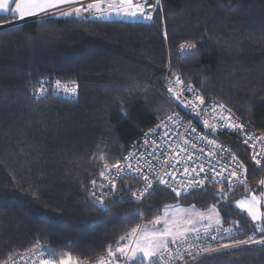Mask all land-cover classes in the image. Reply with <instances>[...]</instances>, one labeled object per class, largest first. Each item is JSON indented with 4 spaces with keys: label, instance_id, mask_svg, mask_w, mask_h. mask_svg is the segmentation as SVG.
Wrapping results in <instances>:
<instances>
[{
    "label": "trees",
    "instance_id": "trees-1",
    "mask_svg": "<svg viewBox=\"0 0 264 264\" xmlns=\"http://www.w3.org/2000/svg\"><path fill=\"white\" fill-rule=\"evenodd\" d=\"M158 12L163 23L56 15L0 29V260L37 240L85 260L106 256L108 245L115 249L121 235L170 203L216 205L223 225L241 221V231L253 232L234 204L260 190L263 168L235 137L228 140L247 168L250 192L224 187L227 199L218 203L220 186L180 196L158 187L137 201L122 189L134 191L139 182L125 176L106 198L107 210L91 198L89 182L102 168L98 155L121 160L169 112L173 73L264 133V0H161ZM185 41L196 43L195 55L179 52ZM56 79L69 87L77 81L78 95L31 94L37 80ZM201 264H264V253L229 249Z\"/></svg>",
    "mask_w": 264,
    "mask_h": 264
},
{
    "label": "snow or ice",
    "instance_id": "snow-or-ice-1",
    "mask_svg": "<svg viewBox=\"0 0 264 264\" xmlns=\"http://www.w3.org/2000/svg\"><path fill=\"white\" fill-rule=\"evenodd\" d=\"M61 6L67 8V10L60 12L62 16H76L86 19L89 16L102 18L116 15L131 20L146 21L150 24H155L157 20H160L161 23L164 22L158 12V9L161 8V0H88V2L86 0H0V27L16 20H23L25 17L48 15L49 10L59 9ZM163 35L167 40V31ZM179 49L182 54L195 55L197 45L195 42L185 41L179 45ZM169 71L171 70L169 69ZM172 75L174 79L169 78L167 81L169 85L167 92L175 100L193 111H196L200 105L205 104L204 96L197 94L191 83L185 85L181 76L174 73ZM45 83L48 84V87L44 86ZM70 83L71 87L66 83L62 84L60 79L48 82L37 80L36 84L39 87H34L31 94L40 100L52 97L59 92H63L65 95H78V82L73 80ZM184 92L193 93V99H182ZM217 106L221 109V112L217 114L221 123H210L208 119H205L203 124L210 129V132L200 135L198 139L206 141L208 145L212 146L208 152L209 157H214L216 152H223L231 156V161L236 167L229 172L228 177L223 176V172L226 170L224 168L217 171L209 165L206 170L203 163L189 167V162L193 160L192 155L189 154L182 157L186 165L183 168L185 180L180 182L183 187L177 188L170 183V181L176 182V176L168 171L169 168H175L180 163L173 156L160 161L157 165L146 158H144L142 164L141 158L144 157V153H140L139 157L129 153V156L124 158V163L120 160L109 163L107 156L101 153L98 155L99 161L102 162V168L99 171V177L102 181L100 183L101 189L106 184L109 187V193L107 194L110 195L117 189V178L131 175L134 180L143 182L144 187L133 191L131 185L125 184L122 190L130 192L131 196L137 201L142 200L146 195H151L155 183L171 187L177 196H180L182 192L188 193L190 190H203L206 183L219 184L220 188L215 193L218 203L227 199L228 192L224 189L225 183L228 184L229 191L232 190L234 182H236L243 185L246 192H250L247 188L246 177L241 178L244 173H247L245 164L229 148L217 143L215 139H210L209 136L216 133L218 128L226 127L237 134H243L245 136L243 143L247 145L253 139L264 141V135L254 136L246 133L245 129L251 126V121L247 123L238 122L232 114L231 108H226L224 104ZM217 106H214V112ZM121 111H123V105H121ZM225 112L228 113L227 116L224 115ZM197 115H199V112H197ZM191 131L194 133L196 129L192 128ZM145 135L147 136L148 133H145ZM189 142L187 139L183 141L184 144ZM145 143H147V140ZM192 147H197L195 142L192 143ZM176 148L178 150L175 152V156L187 152V149L181 145H177ZM200 151L203 152L204 150L200 149ZM150 155L155 156V152ZM251 158L257 167L264 168V149L261 150L260 154L254 153ZM133 159L136 160L135 165L131 162ZM145 168L147 171H145ZM218 177L219 179H217ZM89 183L95 189L98 180L92 179ZM259 184L264 186V179L259 180ZM90 195L102 210L108 209L109 205L105 203V193L103 191L100 195H97L96 191L93 190ZM260 197L261 199H258L257 195L252 193L250 198L238 199L234 204L237 209L250 218L253 229L251 234L240 230L241 221H233L229 227H223V219L220 215L223 209L217 208L216 205H212L205 211H195L193 205L191 209H180V213L184 214L175 216L169 215V209L172 206H167L163 215H157L150 221L152 224L151 230L148 229L147 225L138 224L132 227L130 231L119 237L115 249L112 245H108L107 255L100 256L95 264H117V253L123 258L124 264H146V262L147 264H157V261H162L163 264H172L173 261L178 262V264L179 262L189 264L187 257L191 258V264H201V258L229 249L258 250L264 253V209L261 207L264 192L260 194ZM157 225H162V227L158 228ZM201 233L204 237L202 246L197 243L202 241ZM256 233H259V235ZM192 234L195 235L192 236ZM222 234H227L228 239L226 242L225 236ZM190 236L192 237L191 240ZM237 236H243L244 238L237 239ZM218 237L219 239H217ZM123 241L128 242L121 243ZM207 241H215V244ZM170 245H175V251ZM254 245L259 247L253 249L252 246ZM182 248L184 249L183 252L181 251ZM57 255H59V259L55 258ZM37 260L38 264H89L88 260L74 257L70 252L57 253L50 246L41 245L39 240L32 247L25 249L23 253L15 251L9 253L6 259L0 260V264H21V262L22 264H29L30 261L31 264H37Z\"/></svg>",
    "mask_w": 264,
    "mask_h": 264
},
{
    "label": "built area",
    "instance_id": "built-area-1",
    "mask_svg": "<svg viewBox=\"0 0 264 264\" xmlns=\"http://www.w3.org/2000/svg\"><path fill=\"white\" fill-rule=\"evenodd\" d=\"M86 2H88V0H86ZM64 10H67L66 6H61L59 9L49 10L48 15L41 14V15H37V16H31V17L26 18L25 20L45 19L48 17L60 15V12L64 11ZM106 17L107 16L102 17V18L89 16L86 19L81 18V17H78V18L83 19V20H94V19L105 20V19H107ZM140 21H142V20H140ZM142 22H146V21H142ZM147 23H149V22H147ZM179 52H180V49H179ZM172 79H174V78H172ZM186 84H188V83L185 82V85ZM168 86L169 85L167 83V88H168ZM177 87H180V86H177ZM194 89L196 90L197 94L201 95V93L198 89H196L195 87H194ZM165 96L171 105L169 112L166 115H164L163 117H161L160 119H158L154 124L147 127L146 129H144L142 131V133L139 135V137L129 145L128 149L125 151V153L123 155V158L120 161L122 163H124L125 162L124 158L128 157L129 153H133L137 157H139L140 153H144V157L141 158L142 164H143L144 158H146L149 161H152V162L156 163L157 165H159L160 161L168 158L169 156H173L174 159L179 160L180 163L177 164L175 168H169L168 171L172 172L176 176V182L170 181V183L177 188H182L183 185L180 182L185 180V176L183 174V168L186 165H185V162L182 159V157H186L189 154H191L193 157V160L191 162H189V165H188L189 167L203 163L205 165L206 170L209 167V165L214 167L217 171H219L221 168H224L226 170L223 172V176L228 177L229 172L234 167H236V165L234 163H232V161H231V156L226 154V153H223V152H216L214 157H209L208 152L212 146L208 145L206 143V141L199 140L198 137L200 135L208 134L210 132V129L206 128L203 124V121L205 119H208L210 123H217V124L221 123L219 121V118L217 115L218 113L221 112V109L217 105L224 104L226 108H229V107L223 102L211 99L208 101L205 100L204 105H200L196 111H193L190 108L184 107L183 104H181L177 100H175L171 96V94L167 92V89H166ZM182 99L192 100L193 99V93L184 92L182 95ZM214 106H217V107H215V112L213 111ZM197 112H199V115H197ZM232 114L238 120V122H241V123H247L248 122V121L242 119L233 110H232ZM224 115L227 116L228 113L225 112ZM170 117H171V119H169ZM192 128H195L196 132L193 133L191 131ZM245 132L249 133V134H253L254 136L264 135V133L258 132L252 123H251L250 127H247L245 129ZM145 133H148V135L146 136ZM228 137H232V138L235 137L237 140H239L242 143V145H244L248 149L249 156H250L252 163H254V161L251 158L252 155L254 153L260 154L261 150L264 149V141L253 139L252 141H249V143L247 145H245L243 143V140L245 139V136L243 134H237L233 130L228 129L226 127L218 128L216 133L209 136L210 139H215L217 141V143L225 145L227 148H229L231 150L232 153H234L238 157V155L233 150V147L230 144ZM185 139L189 140L190 142L188 144H184L183 141ZM146 140H147V143H145ZM193 142L196 143V145H197L196 148L192 147ZM177 145H181L182 147L186 148L187 152L181 153L180 156H175V152L178 150L176 148ZM200 149H203L204 151L201 152ZM153 152H155V156L150 155ZM162 153H163V155H161ZM238 159L240 160L239 157H238ZM131 162L133 163V165H135L136 160L133 159ZM145 171H147L146 168H145ZM125 176L132 177L131 175H124L123 177H125ZM245 176H246V173H244L241 176V178L244 179ZM95 179L98 180V184H97V187L95 189H93L92 185H90V187H89L90 194L93 190L96 191L97 195H100L101 191H103L105 193L104 200H106V198H108V197L116 195V190L113 191L110 195L107 194V193H109V187L106 184L101 189L100 183L102 181H101V178L99 177V175ZM120 179L121 178H117V181H116L117 184H118ZM217 179H219V177ZM138 182H139V184L135 188L134 191H137L138 189H142L144 187L143 182H141V181H138ZM240 185L241 184L234 182L232 189H235ZM219 186H220L219 184H212V183H206V185H205V187H219ZM158 187H164V188L172 191L171 187H167L165 185L155 183L151 193H153V191ZM224 187H229V186L227 183H225ZM198 190H200V189L190 190L188 193L198 191ZM182 194H185V193L182 192ZM148 196L149 195H146L145 198H143L142 200H139V201H144L145 199L148 198ZM92 200L94 201L93 198H92ZM223 227L227 228L229 226L223 225ZM201 234H202V241H199L197 243H200L202 246V242L204 241V237H203V233H201ZM194 235L195 234H192V236H194ZM222 235L225 236V242H226L228 239L227 234H222ZM191 238L192 237L190 236V240H191ZM217 239H219V237ZM39 242L41 245L50 246L45 241L39 240ZM127 242L128 241H123L121 243H127ZM207 242L215 244V241H207ZM170 247L173 249V251H175V245H170ZM181 251L183 252L184 249L182 248ZM20 253H23V251ZM17 259H19V258L17 257ZM98 259H99V257L92 259V260H88V262H89V264H95V261ZM187 259L189 261V264H191V258L187 257ZM21 264H22V262H21ZM29 264H31V261L29 262ZM37 264H38V260H37ZM117 264H124V260L122 257H118ZM146 264H147V262H146ZM157 264H163V262L157 261ZM172 264H178V262L173 261ZM179 264H182V262H179Z\"/></svg>",
    "mask_w": 264,
    "mask_h": 264
},
{
    "label": "rangeland",
    "instance_id": "rangeland-1",
    "mask_svg": "<svg viewBox=\"0 0 264 264\" xmlns=\"http://www.w3.org/2000/svg\"><path fill=\"white\" fill-rule=\"evenodd\" d=\"M23 22H24V20H23ZM13 23H15V21L12 22V23H10V25H14ZM15 24H17V23H15ZM7 25L10 26L9 24H7ZM7 25H4V26H7ZM4 26H2V27H4ZM0 29H1V28H0ZM257 192H258V191L255 190V191H253L252 193H255V194L257 195V198L259 199V195H258ZM252 193H249V194H247V195H243V197H241V199H244V198H246V197H247V198H250V196H251ZM167 206H172V207L169 209V215H170V216L183 215L184 213H180V209H191V206H181V205H178V204H176V203H170V204L166 205V206L164 207V209H165ZM164 209H163L161 215L164 214ZM208 209H209V208H208ZM194 210H195V211H205V210H207V209L203 210V209H198L197 207H195ZM152 220H153V219H152ZM152 220L144 221V222L141 223V225H142V226L147 225L148 229L151 230V228H152V224L150 223V221H152ZM156 227L160 228V227H162V225H157Z\"/></svg>",
    "mask_w": 264,
    "mask_h": 264
},
{
    "label": "crops",
    "instance_id": "crops-1",
    "mask_svg": "<svg viewBox=\"0 0 264 264\" xmlns=\"http://www.w3.org/2000/svg\"><path fill=\"white\" fill-rule=\"evenodd\" d=\"M25 18H28V17H25ZM25 18H24V19H25ZM106 18H107V19H128V18L118 17V16H116V15L107 16ZM262 179H264V168H263V176H262ZM262 192H264V186L261 185L260 190L257 192L258 195H259V199H261L260 194H261ZM251 193H252V192H251ZM239 199H241V198H239ZM261 207H262V209H264V199H262Z\"/></svg>",
    "mask_w": 264,
    "mask_h": 264
},
{
    "label": "water",
    "instance_id": "water-1",
    "mask_svg": "<svg viewBox=\"0 0 264 264\" xmlns=\"http://www.w3.org/2000/svg\"><path fill=\"white\" fill-rule=\"evenodd\" d=\"M26 21V20H25ZM20 22H22V20L20 21ZM15 23H19V21H16ZM15 23H13V24H15ZM10 25V24H9ZM8 26V25H7ZM5 27V26H4ZM0 28H3V27H0Z\"/></svg>",
    "mask_w": 264,
    "mask_h": 264
}]
</instances>
